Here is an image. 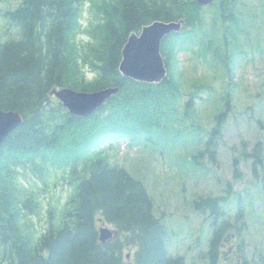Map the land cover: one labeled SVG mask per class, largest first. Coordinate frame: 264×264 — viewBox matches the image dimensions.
I'll list each match as a JSON object with an SVG mask.
<instances>
[{
    "label": "trees",
    "instance_id": "16d2710c",
    "mask_svg": "<svg viewBox=\"0 0 264 264\" xmlns=\"http://www.w3.org/2000/svg\"><path fill=\"white\" fill-rule=\"evenodd\" d=\"M207 6L223 29L237 36L232 32L239 22L235 1ZM202 8L197 0H20L3 12L17 37L0 38V108L19 111L23 122L0 144V264H187L183 255L170 253V229L165 216L155 214L145 185L104 148L122 139L152 140L158 129L172 125L183 93L175 75L178 52L197 44ZM181 19V29L161 42L167 69L161 81L140 82L120 72L122 49L132 33L156 20ZM212 37L205 48L220 56ZM108 86L119 90L89 116L70 113L51 93ZM196 97L201 99L194 90L183 103L185 113ZM229 111L227 102L215 115L204 151L210 159L215 153L210 146L216 145ZM204 152L193 154L198 167H204L197 159ZM242 157L252 160L254 170L262 166L261 142ZM233 164L237 177L239 158ZM57 171L68 178L71 192L62 208L48 207L47 226L37 229L39 181L48 187L47 178ZM227 186L224 196L201 195L192 202L213 229L205 252L208 264L218 262L224 237L241 235L242 224L232 225L225 217L230 195L237 197L236 217L242 215L241 196ZM100 222L118 235L101 242ZM128 244L135 246L132 262L123 255Z\"/></svg>",
    "mask_w": 264,
    "mask_h": 264
},
{
    "label": "rangeland",
    "instance_id": "374dc122",
    "mask_svg": "<svg viewBox=\"0 0 264 264\" xmlns=\"http://www.w3.org/2000/svg\"><path fill=\"white\" fill-rule=\"evenodd\" d=\"M19 1L0 0L1 39L17 37V29L9 27L2 14ZM234 1L239 22L232 26V32L237 36L223 29L207 4L201 10V28L194 37V49L184 46L179 50L175 75L183 93L172 125L158 129L152 140L144 136L134 141L122 139L104 148L113 162L145 185L154 201L155 214L164 215L170 229V253L183 255L187 264H208L205 252L213 230L210 219L194 209L193 200L201 195L224 196L228 183L234 194H240L243 211L236 217L237 197L230 195L225 217L232 225L242 224L241 235L235 237L236 253L228 250L223 256L231 259L228 264H264V0ZM88 16L85 8L84 20ZM211 36L213 47L221 50L220 56H212L210 49L205 48L206 39ZM194 90L201 99L194 98L185 113L183 103ZM226 97L230 111L221 135L215 139L216 145L210 146L209 150L215 151L210 159V154L204 152L205 142L215 125V115L227 103ZM257 142L262 145L263 164L254 170L252 160L243 158L242 153L250 152ZM199 152H204L197 157L204 167L196 166L193 158ZM236 157L240 175L234 177ZM67 180L57 171L47 178L48 187L39 181L38 187L44 190L37 191L42 206L33 217L37 229L47 226L48 207L64 205L71 192ZM106 226L113 228L107 223ZM223 240L218 247L225 249ZM134 250L133 245L124 246L127 262H132ZM216 264H222L221 260Z\"/></svg>",
    "mask_w": 264,
    "mask_h": 264
},
{
    "label": "water",
    "instance_id": "95a60500",
    "mask_svg": "<svg viewBox=\"0 0 264 264\" xmlns=\"http://www.w3.org/2000/svg\"><path fill=\"white\" fill-rule=\"evenodd\" d=\"M212 1L214 0H197L199 5H207ZM183 24L184 20L182 19L178 21L156 20L143 26L139 32L132 33L122 49L120 72L125 77L140 82L156 83L161 81L167 73L161 55V41L172 32L179 31ZM118 90L117 86H108L93 91L62 87L54 88L51 93L70 113L89 116ZM22 122L23 117L19 111L0 108V144ZM116 235L117 230L105 224L99 227L101 242L112 240Z\"/></svg>",
    "mask_w": 264,
    "mask_h": 264
},
{
    "label": "flooded vegetation",
    "instance_id": "af4514ba",
    "mask_svg": "<svg viewBox=\"0 0 264 264\" xmlns=\"http://www.w3.org/2000/svg\"><path fill=\"white\" fill-rule=\"evenodd\" d=\"M228 238L233 239V241L227 242L226 239L228 240ZM223 241L226 242L225 244L224 243L223 244L227 249L225 248L226 249L225 250L224 248H221V247L218 248L219 250H218L217 256H218V260H221L222 264H228L231 259H229L228 257H224L223 254L225 252H227L228 250H229V252L236 253V251L238 250V244L235 243V234L234 233L226 236V238Z\"/></svg>",
    "mask_w": 264,
    "mask_h": 264
}]
</instances>
